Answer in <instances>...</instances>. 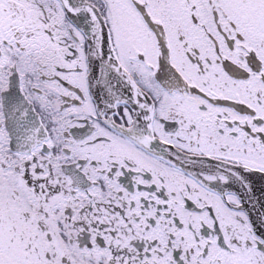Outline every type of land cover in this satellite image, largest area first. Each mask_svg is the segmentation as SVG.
Listing matches in <instances>:
<instances>
[{"label":"snow or ice","instance_id":"1","mask_svg":"<svg viewBox=\"0 0 264 264\" xmlns=\"http://www.w3.org/2000/svg\"><path fill=\"white\" fill-rule=\"evenodd\" d=\"M0 264H264V0H0Z\"/></svg>","mask_w":264,"mask_h":264}]
</instances>
